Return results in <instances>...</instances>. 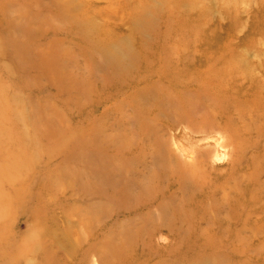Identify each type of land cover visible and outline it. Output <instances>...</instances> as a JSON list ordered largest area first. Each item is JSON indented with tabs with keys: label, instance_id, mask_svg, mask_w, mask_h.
I'll use <instances>...</instances> for the list:
<instances>
[{
	"label": "rangeland",
	"instance_id": "rangeland-1",
	"mask_svg": "<svg viewBox=\"0 0 264 264\" xmlns=\"http://www.w3.org/2000/svg\"><path fill=\"white\" fill-rule=\"evenodd\" d=\"M0 264H264V0H0Z\"/></svg>",
	"mask_w": 264,
	"mask_h": 264
},
{
	"label": "bare ground",
	"instance_id": "bare-ground-1",
	"mask_svg": "<svg viewBox=\"0 0 264 264\" xmlns=\"http://www.w3.org/2000/svg\"><path fill=\"white\" fill-rule=\"evenodd\" d=\"M162 24V23H161ZM155 27V26H154ZM165 28V26H164ZM155 30V29H154ZM164 31V30H163ZM95 31H92L91 33L93 34ZM157 33V32H156ZM95 38H97L96 36H94ZM155 37V36H154ZM153 38V37H152ZM154 39V38H153ZM129 53H126V60H119L120 63H122V66H126L127 65V62L129 60ZM121 55L120 54H113V55H110L109 57L105 56V58L111 63V64H115L116 65V68H113L114 69V73L117 75L118 72H122V73H125V71L120 67H118V63H117V60L118 58H120ZM133 61V59L130 61V63ZM123 63H126V64H123ZM130 65V64H129ZM122 77H123V74H122ZM143 79L145 80L146 78L143 77ZM125 80V79H124ZM202 85V84H201ZM205 85V84H204ZM209 87V86H208ZM205 88V87H203ZM204 91V90H203ZM210 91V90H209ZM206 93V92H204ZM212 96V95H210ZM200 120H201V117H200ZM203 126H207L205 125L204 123L203 124H198L197 125H192L191 126V130L197 128V127H203ZM166 127L169 128L170 130L172 129L169 125L166 124ZM189 130V131H191ZM191 133H193V131H191ZM189 136V135H188ZM213 150L215 151L216 149L213 148ZM192 169L188 171V176H187V183L190 185V187L192 188L193 192H194V197H195V201L197 202L196 205L199 204V202L202 201V194H203V190L200 189V186L199 185V180H200V174H202L204 171H206L207 173H212L213 171H217V170H220V169H224L226 168L227 165H208L207 163V159H210V157H207V156H204L203 155V147L201 146H197L192 152ZM214 157L217 158L219 157L220 159L222 158L221 156H218L217 154H214ZM212 162H214V160H211ZM179 170L175 171V172H172V181L173 182H178V181H174V177L178 176L179 174ZM202 178V177H201ZM169 180V179H168ZM167 179H165L166 182H168ZM234 192V191H233ZM229 194H231V190L228 191ZM227 198V194L224 198V200H226ZM233 200H235V197L233 198ZM263 212V211H262ZM261 212V213H262Z\"/></svg>",
	"mask_w": 264,
	"mask_h": 264
}]
</instances>
